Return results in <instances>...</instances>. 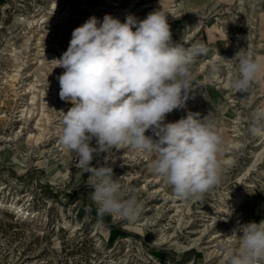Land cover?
<instances>
[{
  "label": "rangeland",
  "instance_id": "obj_1",
  "mask_svg": "<svg viewBox=\"0 0 264 264\" xmlns=\"http://www.w3.org/2000/svg\"><path fill=\"white\" fill-rule=\"evenodd\" d=\"M103 1L0 0V264H227L226 247L236 244L229 237L233 229L264 220V135L248 131L253 113L264 110V74L250 94L231 87L238 51L264 58V0H111L106 10L97 12ZM115 2L130 10L138 6V19L164 12L176 43L187 47L203 42L207 54L193 66L194 86L199 87L186 107L167 114L165 122L198 113L199 118L214 120L224 139L218 157L221 181L198 200L177 198L149 171L148 153L126 146L94 153L91 166L106 163L112 168L123 185L122 198L135 195L140 212L134 221L98 211L86 184L89 174L76 166L77 154L60 143L56 126H62L65 101L59 97L57 77L64 69L55 68L53 78L44 81L59 90L53 98L58 123L50 126L51 134L41 144L29 141L31 132L39 131V111L25 118L18 107L22 100L8 83L15 72L7 55L11 49L26 52V75L39 50L49 60L62 56L79 21L91 16L102 21L106 14L118 18L120 7H110ZM66 12L73 20L63 19ZM44 14L51 18L60 14L63 32L49 18L25 48L31 26L20 19ZM213 63L219 71L210 83L205 76ZM40 96L36 100L41 105ZM31 102L30 93L23 104ZM145 135L153 134L149 130ZM92 146L96 147L95 139ZM10 204L18 210L10 209ZM217 232L223 236L211 242Z\"/></svg>",
  "mask_w": 264,
  "mask_h": 264
},
{
  "label": "clouds",
  "instance_id": "obj_2",
  "mask_svg": "<svg viewBox=\"0 0 264 264\" xmlns=\"http://www.w3.org/2000/svg\"><path fill=\"white\" fill-rule=\"evenodd\" d=\"M207 51L203 42L187 47L174 42L162 11L142 20L129 14L123 22L106 14L102 21L91 16L75 28L67 50L48 61L53 69H64L57 77L59 97L73 105L63 113L60 143L77 154L76 166L89 174L86 184L101 214L134 221L140 208L135 195L122 198L123 185L110 166H91L94 153L126 146L150 154L149 171L181 200L201 199L220 183L224 139L216 122L191 112L165 122L199 87L193 66ZM234 57L231 87L250 94L264 74V58L241 50ZM218 71L213 63L205 78L214 82ZM149 130L153 135H145ZM248 131L264 135V110L253 113ZM229 237L236 244L226 247L227 264H264V220L240 224Z\"/></svg>",
  "mask_w": 264,
  "mask_h": 264
},
{
  "label": "bare ground",
  "instance_id": "obj_3",
  "mask_svg": "<svg viewBox=\"0 0 264 264\" xmlns=\"http://www.w3.org/2000/svg\"><path fill=\"white\" fill-rule=\"evenodd\" d=\"M111 2H112L111 0H104L99 5V7H97L95 10L97 12H100L102 10H106V7H108L107 3L110 4ZM116 2L113 5H110V7L111 6H115V7L119 6L120 7L119 9H117L118 12H121L119 14L118 18H122L123 17V19L125 20V17L127 15H129V14L134 15L135 17H137L138 14H139L138 12H141V11L137 10L138 6H135L133 8V10H130L131 9L130 7H124L122 4H118ZM136 12H137V14H136ZM60 16L61 15L59 14L58 17H55V18L52 17L51 18V17H48V14H46V15L44 14V16L42 18H37V17H34V18H29L28 17V18H26L25 17L22 20L20 19V21H22V24L29 23V25L31 26V30H30L29 34L26 35L27 36V38H26L27 42L25 43V48L28 47L27 43L30 41V39H32V37L36 36V34H35L36 29L38 27L42 26L45 22H47V20L49 18H50V22H52L53 25L59 31L63 32L62 30L65 28V25H64V22L61 21ZM66 17L68 18V20L69 19L73 20L72 14H68L66 12V13H64V18L63 19H65ZM140 20H142V19H140ZM83 23H84L83 21H79V23L76 24V26L79 27ZM43 32L44 31H41L39 34H42ZM72 32H73V29H72ZM38 40L41 41L42 37L39 36ZM25 48H23V49H25ZM60 49H63V48L60 47ZM30 51H32V50H30ZM24 53H26V52L24 50H22L21 48H19V47H14L13 49H11L10 53H7V55H9V58H11V60L14 61V66H15V69H14L15 72L9 74L8 83L12 87V89H14V92L17 95L16 98L18 97L17 98L18 100L19 99L22 100L21 101V105L18 106V107L19 108L22 107V109L19 110V112H21L22 115L25 118L28 117V115H30L31 113H34V112L36 113L37 111H39L40 117H39V119L37 121L38 127H39V129H38L39 131H37L36 133L31 132L29 141H30V143L32 145H34V143L41 144V141H43L44 139H47V137L51 134V127L50 126L53 123H58V121H56L54 119V113H53V111H54V109H53L54 99L53 98L56 96L57 91H59V90H57V88L54 87L53 85L51 87H48L47 84L44 83V81L48 77H49L48 80L50 78H53L52 75H53V73L55 71V69H53V68L55 67V65L48 62V61H51V60H49V58H50L49 55H46L45 53L42 54L41 51L39 50L38 52H36V53H38V55H36V53H35V57H33V62L31 63V65H29V67L27 69V72H26V75H23V73H24L23 71L25 69L23 67H24L25 64H27L26 63L27 59H25ZM32 54H34V52ZM54 59H56L55 56H54ZM52 60H53V58H52ZM210 61H212V59ZM41 62H42V64H40ZM35 65H37V67ZM33 77H34V79H33ZM20 83H22L21 86H18V84H20ZM30 93L32 94L33 102H31V104L28 103L29 104V106H28L27 103L23 104V102H24V99L26 98V96H28ZM41 93L43 95L42 96L43 100H42L41 105H40V102L37 101L36 99L38 97H41L40 96ZM52 95H54V96L52 97ZM35 102H36V104L32 105ZM62 106L64 107V108H62V112H65V114H66L67 111L73 105L70 102H66L65 101V103ZM52 118L54 119L53 121H52ZM59 119L62 120L63 117H61ZM25 120L28 122L29 119L27 118ZM56 125H58V124H56ZM61 127L62 126H60V125L56 126V128L58 129V135H57L58 138H59V132H60V128ZM230 199H234V198L229 196V200ZM2 204H3V202H0V206H3ZM4 207H5V205H4ZM8 207L10 209H14V210L17 209L18 210V207L16 205H14V204H10V205H8ZM20 212H21V210H20ZM215 236H216L215 239H213L211 242H215L218 238L223 236V233L222 232H220V233L217 232L215 234ZM214 244H211L210 246L213 247Z\"/></svg>",
  "mask_w": 264,
  "mask_h": 264
}]
</instances>
